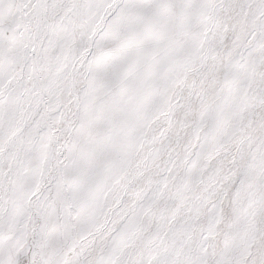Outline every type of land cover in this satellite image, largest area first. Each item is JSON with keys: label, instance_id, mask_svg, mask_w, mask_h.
Segmentation results:
<instances>
[{"label": "snow or ice", "instance_id": "obj_1", "mask_svg": "<svg viewBox=\"0 0 264 264\" xmlns=\"http://www.w3.org/2000/svg\"><path fill=\"white\" fill-rule=\"evenodd\" d=\"M0 264H264V0H0Z\"/></svg>", "mask_w": 264, "mask_h": 264}]
</instances>
